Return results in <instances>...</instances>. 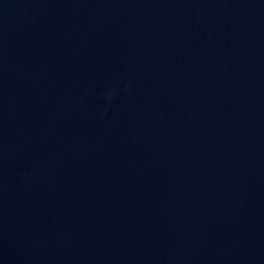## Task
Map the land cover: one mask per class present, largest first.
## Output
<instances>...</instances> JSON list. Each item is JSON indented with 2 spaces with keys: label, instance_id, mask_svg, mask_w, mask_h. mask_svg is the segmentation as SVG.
<instances>
[{
  "label": "water",
  "instance_id": "95a60500",
  "mask_svg": "<svg viewBox=\"0 0 264 264\" xmlns=\"http://www.w3.org/2000/svg\"><path fill=\"white\" fill-rule=\"evenodd\" d=\"M0 264H264V0H0Z\"/></svg>",
  "mask_w": 264,
  "mask_h": 264
}]
</instances>
